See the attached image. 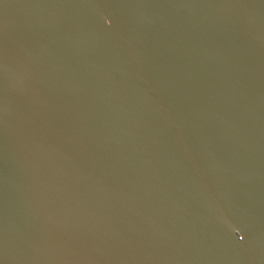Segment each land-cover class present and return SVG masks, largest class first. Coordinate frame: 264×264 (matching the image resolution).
<instances>
[{
    "label": "water",
    "instance_id": "1",
    "mask_svg": "<svg viewBox=\"0 0 264 264\" xmlns=\"http://www.w3.org/2000/svg\"><path fill=\"white\" fill-rule=\"evenodd\" d=\"M0 264H264V0H0Z\"/></svg>",
    "mask_w": 264,
    "mask_h": 264
}]
</instances>
